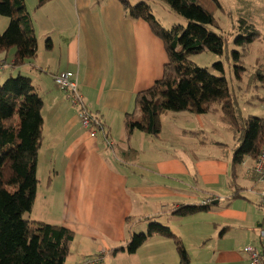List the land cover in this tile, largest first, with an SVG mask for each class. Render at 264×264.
Masks as SVG:
<instances>
[{
  "label": "crops",
  "instance_id": "crops-1",
  "mask_svg": "<svg viewBox=\"0 0 264 264\" xmlns=\"http://www.w3.org/2000/svg\"><path fill=\"white\" fill-rule=\"evenodd\" d=\"M55 1L43 10L47 16L61 18L60 24L41 22V14L34 23L47 32L44 51L49 61L43 72L48 75L38 69L39 73L32 72L27 76L43 101V140L36 173L42 151L46 167L43 175L41 169L37 173L36 197L28 218L60 225L73 233L65 264H82L95 256H101L100 264H150L153 260H156L153 264H177L178 255L173 254L175 248L163 242L167 239L159 237L149 239L133 254L123 252L113 256L109 253L131 234L144 230L143 220H159L161 216H170L168 211L172 208L194 205L196 175H206V170L198 171L194 164L186 165L177 156L164 158L161 151L151 148L150 136L135 132L129 139L126 137L123 118L132 111L134 95L148 89L163 76L168 61L164 45L145 21L126 18L118 0ZM34 11L37 13L38 10ZM237 13L255 25L250 17ZM7 54L6 63L13 64L14 54L9 59ZM40 55L38 45L35 64L41 63ZM60 72L77 74V88L84 104L104 123L112 149L106 148L103 138H92L82 127L78 108L68 102L53 81V76ZM128 148L138 151V162L120 165L122 170L116 168L108 160L107 153H112L115 158V152L120 164V154ZM149 162L155 164V171ZM253 167L254 162H251L248 169L240 172V184L247 177L253 187L237 184L236 174L233 185L237 188L228 197L201 203L212 206L204 213L215 216L213 226L220 248L232 250L259 245L257 229L264 220L258 206L259 185L253 178ZM227 171L228 164L217 169L226 176ZM150 172L156 181L144 177ZM233 194L234 199L231 198ZM128 218H132L134 224L129 233L125 227ZM189 219L170 216L164 224L170 228L169 221L187 224ZM173 233L187 252L183 233ZM143 247H152L158 254L167 253L170 261L148 259Z\"/></svg>",
  "mask_w": 264,
  "mask_h": 264
},
{
  "label": "trees",
  "instance_id": "trees-1",
  "mask_svg": "<svg viewBox=\"0 0 264 264\" xmlns=\"http://www.w3.org/2000/svg\"><path fill=\"white\" fill-rule=\"evenodd\" d=\"M50 1L36 0L34 10ZM118 1L123 6L126 18L147 23L152 33L162 41L168 60L161 80L134 95L132 111L123 118L126 137L129 139L138 132L159 139L161 116L170 112L196 115L220 113V120L236 143L230 167V177L234 183L237 167L246 158L254 163L258 158L264 144V117L244 118L235 96L229 94L226 79L210 74L189 60V56L201 52L228 59V39L216 32L219 25L215 16L223 10L220 1L160 0L186 21L185 27L178 25L170 29L160 25L146 0H139L135 5L130 0ZM25 2L0 0V16L9 19L8 27L0 33V69L7 65L4 56L10 50L14 51V62L8 65L13 68H19L26 60L37 57L34 24ZM228 17L236 33L234 44L240 48L232 50L233 62H239L236 68L243 69V57L249 46L254 42L263 44L264 35L246 19L231 14ZM220 65L214 64L217 68ZM60 90L66 96V92ZM42 108L43 101L29 77L10 76L0 83V264H65L70 255L74 239L71 231L60 225L26 217L33 207L38 185L36 170L43 140ZM93 119L102 126L97 137L107 139L104 123L95 115ZM138 157V151L132 148L123 150L120 165H135ZM231 198L236 196L233 194ZM211 208L209 203L179 205L168 212L171 217L182 219ZM146 221L149 223L144 233L131 234L109 253L133 254L149 239L159 237L172 241L179 259L177 264H190L182 241L169 227L154 219ZM132 224L133 219L128 218L125 223L127 233Z\"/></svg>",
  "mask_w": 264,
  "mask_h": 264
},
{
  "label": "rangeland",
  "instance_id": "rangeland-1",
  "mask_svg": "<svg viewBox=\"0 0 264 264\" xmlns=\"http://www.w3.org/2000/svg\"><path fill=\"white\" fill-rule=\"evenodd\" d=\"M219 1L223 10L217 12L215 16L219 25V29H217L216 32L222 34L228 39V59L211 53L201 52L189 56V60L197 67L206 69L210 74L214 76H223L226 79L229 94L235 96L237 106L244 118H262L264 117V43H252L247 50V54L243 57V69L236 68V65H239V62H233L232 50H239L240 48L234 44L236 33L231 27L228 14L240 17L237 13L239 12L246 17H250L255 22V25H258H256L258 30L264 35V0ZM51 2L56 3L55 0H51L42 6L43 8H39L38 11H36L37 13H35L34 8L36 6V0H26V9L33 24L37 21L38 14H41V22L44 21L55 26L60 24L61 18L47 16L44 13L43 9L50 7ZM130 2L135 5L139 0H130ZM146 2L151 7L156 20L163 28L170 29L172 26L178 25L183 27L186 26L185 19L173 12L168 5L160 0H146ZM8 23L9 19L7 17L0 16V33L5 31L8 27ZM34 33L37 40V47L39 45L41 49V55L39 56L41 63L35 64L33 59H28L25 63L29 64L28 66L23 65L15 69H12L9 67L10 65L7 64L3 67V71L0 69V83H3L10 76L16 77L20 75L27 77L30 76L32 72L39 73L38 69L41 70L42 74L48 75V72H43V69L49 61L44 51L47 43V32L42 26L34 25ZM13 53V50L8 52V59L13 57ZM216 63H221L219 66L220 68L214 66ZM78 93L80 94L79 90ZM160 121L162 132L159 139L151 137L150 140L153 145L151 148L155 147L161 151V155L164 158H167L168 155L177 156L180 160H183L186 165L194 164L198 171L203 169L206 170V175L204 177L199 176L198 174L196 175L197 191L194 205L201 204L204 200H214L216 197L226 198L229 196L230 192L236 190L237 187L233 185L230 177L232 150L236 143L232 134L227 130L226 125L220 120V113L215 115H196L189 112H170L161 116ZM104 141L105 144L107 141L110 142L108 138L104 139ZM218 143L222 145H218ZM105 146H107V144ZM112 147L108 148L112 149ZM113 154L115 155V158L112 153H107L108 160L116 168L121 169L120 164L116 161V153L113 152ZM146 156H149V154H146ZM244 162H246L245 166H240L237 169V184L253 187V183L247 177H244V183L240 184V172L251 166L250 159L246 158ZM224 164H228L227 176L222 172H217V169ZM149 165L153 171L156 170V166L153 162H149ZM40 169L43 175L46 169L43 151L40 153V166L38 172ZM146 176L152 181L157 180V178L152 175V172L144 174V177ZM252 201L253 203H256L255 200ZM28 216L29 214L26 215L27 218ZM169 217L170 216H161L159 220H154L169 227L164 224ZM262 218L264 220V211L262 213ZM189 220L190 221L187 224L169 221L171 228L169 229L175 233H183L187 244V257L190 264H249L247 257L243 252V246L232 250L220 248L214 232L213 223L215 222V216L213 214L202 212L190 217ZM143 221L147 227L149 222L147 223L146 220ZM145 230L146 228L141 230L142 233H144ZM163 242H168L166 244H169L168 246H170V248L174 247L173 243L168 239ZM255 243L258 244L257 237ZM143 248H145V256L149 257L148 259L155 257L156 259L170 261L167 253L158 254L152 247ZM171 252L173 253V251ZM173 254L177 256L176 251ZM142 259H144V257H142ZM139 261L140 260L137 259V262ZM155 261L156 260L151 261L150 264H153Z\"/></svg>",
  "mask_w": 264,
  "mask_h": 264
},
{
  "label": "built area",
  "instance_id": "built-area-1",
  "mask_svg": "<svg viewBox=\"0 0 264 264\" xmlns=\"http://www.w3.org/2000/svg\"><path fill=\"white\" fill-rule=\"evenodd\" d=\"M73 79V80H72ZM54 83L57 87L66 92L69 103L76 106L79 110L78 117L84 129L88 130L89 135L95 138L102 130L99 122L85 108L82 96L77 90V75L71 73H60L54 76ZM107 146L112 147V143L107 141ZM253 178L259 185L258 206L264 211V144L259 152L258 158L253 167ZM259 245L257 247H246L243 249L249 264H264V223L257 229ZM101 256H96L82 264H100Z\"/></svg>",
  "mask_w": 264,
  "mask_h": 264
},
{
  "label": "clouds",
  "instance_id": "clouds-1",
  "mask_svg": "<svg viewBox=\"0 0 264 264\" xmlns=\"http://www.w3.org/2000/svg\"><path fill=\"white\" fill-rule=\"evenodd\" d=\"M53 81H54V76H53ZM93 115V114H92ZM96 257V256H95Z\"/></svg>",
  "mask_w": 264,
  "mask_h": 264
},
{
  "label": "water",
  "instance_id": "water-1",
  "mask_svg": "<svg viewBox=\"0 0 264 264\" xmlns=\"http://www.w3.org/2000/svg\"><path fill=\"white\" fill-rule=\"evenodd\" d=\"M217 202H214L213 204H216Z\"/></svg>",
  "mask_w": 264,
  "mask_h": 264
},
{
  "label": "bare ground",
  "instance_id": "bare-ground-1",
  "mask_svg": "<svg viewBox=\"0 0 264 264\" xmlns=\"http://www.w3.org/2000/svg\"><path fill=\"white\" fill-rule=\"evenodd\" d=\"M67 100H69V97L67 98Z\"/></svg>",
  "mask_w": 264,
  "mask_h": 264
}]
</instances>
